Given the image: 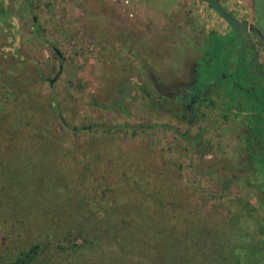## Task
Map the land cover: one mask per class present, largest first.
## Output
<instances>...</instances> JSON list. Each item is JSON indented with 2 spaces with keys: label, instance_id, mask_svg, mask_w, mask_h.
Returning <instances> with one entry per match:
<instances>
[{
  "label": "rangeland",
  "instance_id": "obj_1",
  "mask_svg": "<svg viewBox=\"0 0 264 264\" xmlns=\"http://www.w3.org/2000/svg\"><path fill=\"white\" fill-rule=\"evenodd\" d=\"M149 7L0 0V142L25 157L0 176V264L31 243L27 264H264V156L248 158L241 115L220 116L233 96L264 120L241 45L261 56L262 39L197 0ZM191 78L216 102L194 115L169 96Z\"/></svg>",
  "mask_w": 264,
  "mask_h": 264
},
{
  "label": "flooded vegetation",
  "instance_id": "obj_2",
  "mask_svg": "<svg viewBox=\"0 0 264 264\" xmlns=\"http://www.w3.org/2000/svg\"><path fill=\"white\" fill-rule=\"evenodd\" d=\"M246 32V31H244ZM243 32V33H244ZM251 34L256 35L254 31H248ZM248 40L243 39L242 45L246 46L248 49L250 48V54L247 57V61L244 63L245 67L247 68L243 73V79L248 80V82L257 83L259 80L263 78V72L259 70L264 71V51L261 53V56H259V51H254L255 49L250 46L247 42ZM263 46L264 41L261 40ZM245 47V50L247 49ZM258 55L256 58L255 56ZM256 58V61L254 62ZM255 67L258 72H252L251 67ZM194 71L192 73H195L196 64L192 67ZM191 73V74H192ZM225 75L228 78V83H231L232 79L234 80L235 77L233 75V72H225ZM262 77V78H261ZM237 81H239L236 78ZM193 78L186 82L185 84L177 86V90L170 91V97L175 99L177 103L184 107V109L191 114H196L197 109L200 107H210L213 106L216 102L213 100L212 95H210V91L207 90V87L211 86L214 82L208 81L204 84L203 87L194 89ZM246 88V86L244 87ZM232 99L235 100L233 96L224 97V104L220 105V116L224 115L227 110H230L232 114H238L242 116L243 121L245 122L246 127V133L245 138L243 142V148L246 151V154L250 160L254 161H261V156H264V120L261 121L259 119V114L255 113L252 110L249 109H243L240 107L233 108V105L230 103ZM215 125L214 122L210 125V128H212ZM200 135V132L198 133ZM198 142H200V139H198ZM261 153V155H259ZM258 165V164H256ZM261 171H264V168L261 169Z\"/></svg>",
  "mask_w": 264,
  "mask_h": 264
},
{
  "label": "crops",
  "instance_id": "obj_3",
  "mask_svg": "<svg viewBox=\"0 0 264 264\" xmlns=\"http://www.w3.org/2000/svg\"><path fill=\"white\" fill-rule=\"evenodd\" d=\"M138 2H146L151 10L170 12L176 8L178 3H189L194 0H137ZM200 8H203L206 14L215 16L214 10L203 0H197ZM200 1V2H199ZM222 6L232 15L242 21L254 24L264 36V0H218ZM216 17H218L216 15ZM217 19H220L219 17ZM215 20V18H214ZM217 21V20H216ZM222 21V20H220ZM225 23V22H224ZM230 30L227 24H225ZM224 30V31H227Z\"/></svg>",
  "mask_w": 264,
  "mask_h": 264
},
{
  "label": "trees",
  "instance_id": "obj_4",
  "mask_svg": "<svg viewBox=\"0 0 264 264\" xmlns=\"http://www.w3.org/2000/svg\"><path fill=\"white\" fill-rule=\"evenodd\" d=\"M244 67H245V65H244ZM224 72H226V69H225ZM14 113H15L14 114L15 117H17L19 115L15 111H14ZM61 121H62V123L64 125H66V123L63 120H61ZM75 128H81V127H77L76 126ZM9 133H11V132H6V134H9ZM40 134H41V136L44 135L43 132H41ZM12 142L13 141L11 140V138H9L7 136L5 137V140H4L3 144H2V142H0V176L1 177L4 176L6 178V177L11 176L12 173H13V169L15 167V164L18 163V162H22V160L25 159L22 150H20L17 147H14L12 145ZM7 154L9 155V157H7ZM32 164L33 163H30L29 161H28V163L26 162V164H24L25 171L28 172L27 174L25 173L26 175H28V174L31 175V174L34 173V168H33ZM13 175H15V174L13 173ZM13 182H16V181L13 180ZM9 183L10 182H7V180L0 181V189L7 188L6 184L8 185ZM160 211H162V209H160L159 212ZM43 250H44L43 247H41L39 244L31 243L26 248L20 249L16 253V255L10 260L9 264H27L29 261H31V260L35 259L36 257H38L39 256V252H42Z\"/></svg>",
  "mask_w": 264,
  "mask_h": 264
},
{
  "label": "water",
  "instance_id": "obj_5",
  "mask_svg": "<svg viewBox=\"0 0 264 264\" xmlns=\"http://www.w3.org/2000/svg\"><path fill=\"white\" fill-rule=\"evenodd\" d=\"M203 1L206 2V4L209 5L222 18L223 21H225L228 27L239 38L241 37L244 31H254L264 41V36L254 24L242 21L241 19L232 15L222 6V4L218 0H203ZM51 80L52 79H50V82Z\"/></svg>",
  "mask_w": 264,
  "mask_h": 264
}]
</instances>
